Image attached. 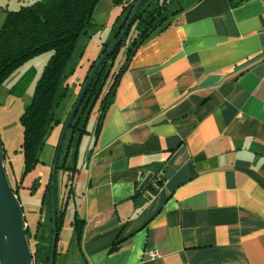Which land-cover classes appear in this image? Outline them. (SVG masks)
Listing matches in <instances>:
<instances>
[{"label": "crops", "instance_id": "0c3cea01", "mask_svg": "<svg viewBox=\"0 0 264 264\" xmlns=\"http://www.w3.org/2000/svg\"><path fill=\"white\" fill-rule=\"evenodd\" d=\"M95 142L63 264H264V0H201L151 36Z\"/></svg>", "mask_w": 264, "mask_h": 264}, {"label": "trees", "instance_id": "16d2710c", "mask_svg": "<svg viewBox=\"0 0 264 264\" xmlns=\"http://www.w3.org/2000/svg\"><path fill=\"white\" fill-rule=\"evenodd\" d=\"M100 0H33L28 4H21L18 9L6 11L4 20L0 25V84L9 74L27 59L42 51H49V57L45 62L42 72L36 80L32 98L25 106L20 115L22 127L21 151L23 154L24 173L29 171L39 160L40 150L44 139L51 127L59 122L56 110L68 95L67 79L73 70V56L77 51L79 38L87 34L89 27L93 24V10ZM121 1V7L112 22L108 36L102 41V54L110 43L116 38L128 18L136 0H115ZM201 0H143L135 13L128 31L116 46L113 52L101 63L97 69L86 94L81 101V110L76 112V119L72 124V132H78L76 144L81 140L82 133L86 131V120L88 108L101 96V112L99 121L95 128V141L103 125L107 111L113 102L115 88L120 76L127 69L130 60L136 50L153 35L160 34L166 30L174 21L177 15L184 10L196 5ZM244 0H229L231 5H237ZM134 28V34L130 31ZM129 39V43L125 42ZM127 43L126 57L108 83L106 90L103 88L108 78L109 69L107 60L116 55V52L123 43ZM90 63L87 74L94 62ZM103 92V93H102ZM89 111V110H88ZM80 127V128H78ZM72 132L70 135L72 136ZM70 136V137H71ZM76 158V150L73 153ZM71 168L76 170V159H73ZM60 168V167H58ZM149 175V174H148ZM146 175V177L148 176ZM144 178L141 189H137L135 196L151 184V175ZM51 175L46 184V194L51 197ZM159 182L157 181V184ZM11 187L17 194L19 185ZM134 197V196H133ZM51 208V205H50ZM60 210V209H59ZM61 221L58 230L63 222L64 213L58 215ZM72 237L80 247L84 220L82 218H71ZM52 224L50 211V226ZM44 224L39 234L37 224L34 233L30 234L26 227V236L32 253L33 264L45 262L49 264L52 230L48 227V233ZM49 225V224H48ZM46 231V233H45ZM32 240L30 241L29 239ZM116 244V241L115 243ZM57 246V245H56ZM117 247L113 245V248ZM57 254V247L55 256ZM55 264V262H54Z\"/></svg>", "mask_w": 264, "mask_h": 264}, {"label": "rangeland", "instance_id": "374dc122", "mask_svg": "<svg viewBox=\"0 0 264 264\" xmlns=\"http://www.w3.org/2000/svg\"><path fill=\"white\" fill-rule=\"evenodd\" d=\"M32 1L0 0V25L4 20L7 10L18 9L21 4H28ZM120 2L115 0H100L95 6L92 15L93 24L89 27L87 34H83L79 38L77 51L73 56V70L67 79L68 95L56 110L59 122L51 127L48 135L45 137L42 149L40 150L39 160L25 173L21 151L22 127L20 115L32 98L36 80L40 76L50 52L42 51L27 59L14 69L0 84V140L5 150V169L11 187L15 181L19 185L17 196L22 204L30 234L35 232L38 223H40L38 227L39 234L42 232L44 224H46V230L48 227H52V224L50 226V211L52 212L50 208L52 204L51 197L49 198V195L47 196L46 194L45 199H43V193H48V190L46 191V184L50 179L60 134L67 116L85 82V76L90 63L92 60H97L101 55L102 41L108 36L112 22L120 10ZM134 32V28H132L130 35L132 36ZM125 42L129 43V39ZM125 42L118 48L116 55L107 60L109 74L103 92L111 81L113 73L117 71L126 57L127 43ZM101 96L102 94L90 105L89 111L87 110L86 131L82 133L80 142L77 146L72 143L68 151L67 144L70 132L73 130L71 125L60 151L59 161H61V164L64 162L65 155L67 156L68 154L66 164L71 166L72 162H74V150H76L77 163L76 170L74 171L71 168L64 169L62 166L57 169V214L59 209L63 207V199L69 188H71V194L75 198V202L71 201L68 203L67 213L58 230L59 236L56 243L57 254L55 256V264H63L62 260L65 257H69L68 260L71 259L73 261L79 253L76 241L72 237V225L69 221L73 217L79 219L82 216L80 211L82 179H80L79 187L78 179L75 176L78 175V169L80 172L83 171L86 165L87 154L96 144L95 128L102 110ZM80 110L81 108H79V112ZM75 133L77 134L78 132ZM66 151L68 152L66 153ZM29 240L31 241L32 238ZM36 264H45V262H38Z\"/></svg>", "mask_w": 264, "mask_h": 264}, {"label": "water", "instance_id": "95a60500", "mask_svg": "<svg viewBox=\"0 0 264 264\" xmlns=\"http://www.w3.org/2000/svg\"><path fill=\"white\" fill-rule=\"evenodd\" d=\"M142 1L143 0H136L134 7L132 8L119 34L94 62V65L89 71L87 78L85 79V82L63 125L51 168L52 235L49 264H54L55 262V250L58 236L56 184L61 148L66 138L68 129L80 107L81 101L86 94L92 78L101 63L113 52L128 31L133 17L139 9ZM149 177L150 175H148L146 179ZM26 227L27 223L25 221L22 204L17 194L11 188L8 180L5 169V150L0 140V264H33L32 253L25 232Z\"/></svg>", "mask_w": 264, "mask_h": 264}, {"label": "flooded vegetation", "instance_id": "af4514ba", "mask_svg": "<svg viewBox=\"0 0 264 264\" xmlns=\"http://www.w3.org/2000/svg\"><path fill=\"white\" fill-rule=\"evenodd\" d=\"M76 115H77V113H76ZM76 115H75V117H76ZM74 117V118H75ZM74 120V119H73ZM73 122V121H72ZM73 124V123H72ZM71 124V125H72ZM78 128H80V127H78ZM73 131H75V129H73ZM68 134V133H67ZM78 134V133H77ZM75 132H72V136L71 137H69V142H68V144H67V149L68 148H70V146H71V144L73 143V144H75L76 146H77V144H76V139L78 138V135H77ZM70 144V145H69ZM70 149H68V151H69ZM68 151H66V153L68 152ZM75 151V150H74ZM67 159H68V154H67V156L65 155V158H64V162L61 164V161H59V165H58V167H63L64 169L65 168H69V165H67L66 164V162H67ZM73 159H76V163H77V156H76V158L73 156ZM60 160V159H59ZM80 170L78 169V172H79ZM69 177V176H68ZM16 184H17V182L15 181V183H14V185L12 186V187H17L16 186ZM71 188H69L68 189V192L66 193V196H65V198L63 199V207L62 208H60V210L58 211V214H57V226H58V224L61 222L60 220H59V217H58V215H61V213H64V216H65V214L67 213L66 211H67V207H68V203L69 202H71V201H73V198L71 197ZM63 219H64V217H63ZM59 236V235H58ZM58 236H57V238H58Z\"/></svg>", "mask_w": 264, "mask_h": 264}, {"label": "built area", "instance_id": "2783aa9c", "mask_svg": "<svg viewBox=\"0 0 264 264\" xmlns=\"http://www.w3.org/2000/svg\"><path fill=\"white\" fill-rule=\"evenodd\" d=\"M147 255H148L149 259H153V258H156V257L160 256L156 249L148 250Z\"/></svg>", "mask_w": 264, "mask_h": 264}]
</instances>
